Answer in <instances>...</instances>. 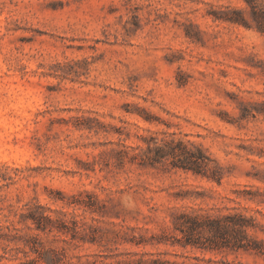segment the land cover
<instances>
[{"label": "rangeland", "instance_id": "374dc122", "mask_svg": "<svg viewBox=\"0 0 264 264\" xmlns=\"http://www.w3.org/2000/svg\"><path fill=\"white\" fill-rule=\"evenodd\" d=\"M245 6L0 0V264L31 248L61 264L126 251L264 264L184 248L173 228L180 213L240 211L264 240V32L217 18ZM154 139L205 154L207 173L153 159ZM35 202L78 232L21 221Z\"/></svg>", "mask_w": 264, "mask_h": 264}, {"label": "trees", "instance_id": "16d2710c", "mask_svg": "<svg viewBox=\"0 0 264 264\" xmlns=\"http://www.w3.org/2000/svg\"><path fill=\"white\" fill-rule=\"evenodd\" d=\"M244 8H226L222 15L217 16L230 23L253 26L264 32V0H244ZM247 15V17H246ZM147 149L154 151L153 159L171 157V165L174 168L191 170L197 174H206L207 156L200 151L195 153L186 149L180 140L162 139L158 143L156 139L152 145L147 144ZM211 178L219 181V177L213 174ZM3 185L0 179V187ZM21 221L29 220L36 230L43 232H78L77 225L69 227L61 218H53L46 213V209L38 202L28 206L26 212L20 213ZM260 224L252 216H247L240 211L210 214L180 213L173 222V228L181 232L182 236L178 242L184 248L190 246L202 252L214 253H254L264 259V240L257 237L254 232ZM97 242L96 239H90ZM142 241L137 242L140 244ZM37 253L36 257L29 262L20 264H61L58 252L39 251L31 248ZM124 258H114L105 253H96L92 258L86 259L82 264H243L240 260L229 259L227 256L219 258H195L194 261H175L155 256L146 251H126ZM67 264H72L70 261ZM262 264V263H255Z\"/></svg>", "mask_w": 264, "mask_h": 264}]
</instances>
